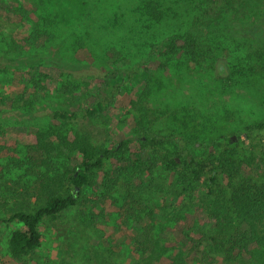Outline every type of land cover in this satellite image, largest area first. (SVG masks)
<instances>
[{
	"label": "rangeland",
	"instance_id": "1",
	"mask_svg": "<svg viewBox=\"0 0 264 264\" xmlns=\"http://www.w3.org/2000/svg\"><path fill=\"white\" fill-rule=\"evenodd\" d=\"M1 1L13 7L25 6L29 11L34 8L28 0ZM45 1L50 12L62 10L59 2L68 3ZM85 3L91 15L74 25L84 41L81 48L72 46L69 32L63 27L54 40L45 38L44 44L31 51L25 46L30 26H23L22 18L16 17L14 11L10 21L0 20V218L21 186L34 181L24 163L25 145L33 141L30 133L36 129L52 127L62 133H79L103 147L138 139L125 153L107 160L103 171L91 176L90 183L79 190L78 205L42 221L41 247L28 253L23 262L13 261L8 253L12 233L23 225L0 222V264H147L131 241L136 234L130 230L133 217L126 218L133 212L126 210L133 206L126 202L124 189L130 178L126 169L137 160L136 154L143 161L152 159L157 164L152 174L145 176L150 186L137 193L141 202L137 205L138 218L142 225L150 221L155 250L165 249L153 263L264 264L263 250L253 248L249 257L229 262L203 240L198 229L209 224L206 190L197 185L193 194L174 200L172 189L178 172L170 171L162 159L163 153L174 148L176 138L185 140L199 154L212 141L232 134L244 135L248 126L264 122V70L231 76L237 57L264 50V0H254L249 15L231 22L230 28L225 27L227 31L219 33L217 47L208 59L195 63L176 58L166 66L149 52L155 35L169 28L171 21L147 30L145 19L131 13L130 0ZM19 23L21 27L16 25ZM4 38L25 46L20 51L33 54L30 61H19L18 48H10ZM135 68L147 70L149 76L131 78ZM221 69L224 74L219 73ZM113 74L124 77L118 91L110 90L107 84ZM41 81L48 83L44 92L34 86ZM75 86L78 88L73 94L71 87ZM113 91L110 108L99 118L64 125L51 116L55 110L76 111L87 101L101 99ZM30 98L34 100L31 106L21 102ZM138 129L166 141L161 146L147 143ZM254 144L256 164L235 162L239 164V177L234 179L227 177L226 168L222 169L223 187L242 178L264 183V154L260 152L263 144L258 140L240 142L239 158L245 161ZM260 159L262 165L257 167ZM211 169L208 165L207 172Z\"/></svg>",
	"mask_w": 264,
	"mask_h": 264
},
{
	"label": "trees",
	"instance_id": "2",
	"mask_svg": "<svg viewBox=\"0 0 264 264\" xmlns=\"http://www.w3.org/2000/svg\"><path fill=\"white\" fill-rule=\"evenodd\" d=\"M28 1L34 6L32 11L25 6L13 7L0 0V20L10 21L14 11L16 17L22 18L23 26H30V35L25 39L28 49L35 52L37 46L46 41L45 38L54 40L56 33L63 27L69 32L72 46L81 48L84 45L83 38L74 25L76 22H83L84 16L91 15L87 13L85 0H67V5L59 2L58 6L62 9H59V12H50L45 0ZM253 1L130 0L131 13L145 19L147 30L171 21L169 28L155 35V41L150 44L149 54L157 57L162 66L168 65V62L176 58H187L195 63L208 59L214 53V47H217L219 33L227 31L225 27L230 28L231 22L249 15ZM42 11L44 14H40ZM16 25L21 27V23ZM4 41L7 45L18 48L19 61L21 58L30 61L33 54L20 51L24 50L25 46L17 45L11 38H4ZM5 59L3 57V60ZM260 70H264L262 49L237 57L231 76L255 74ZM223 72L222 69L219 70L220 74H224ZM132 74L131 78L134 79H145L149 76L147 70L138 68L132 70ZM123 78L121 74L110 75L107 82L109 89L115 88L118 91ZM41 83L42 81L35 82L34 86L44 92L48 83ZM71 88L74 94L78 87ZM114 93L115 91L92 102L87 101L76 111L55 110L51 116L64 125L94 120L110 108ZM33 101V98L21 100L28 106H31ZM137 133L142 134L143 140L153 145L161 146L166 141L147 130L138 129ZM30 134L33 141L25 145L24 165L34 181L21 186L14 194V201L8 202L9 206L0 218V222L7 225L13 222L23 225L12 233L8 242L10 258L19 263L26 260L28 253L41 247L43 237L39 226L42 221L45 218H55L78 205L79 190L90 183L91 176L97 171H103L107 160L125 153L138 139L133 137L111 147H103L85 135L75 132L62 133L52 127L36 129ZM254 140H258L264 147V122L248 126L244 135L232 134L212 141L199 154L195 153L185 140L179 138L174 139L172 150L162 154L165 166L170 171L178 172L172 189L174 200L180 201L189 193L193 194L197 185H202L206 190L209 224L200 226L198 232L209 246L222 253L229 262L236 261L239 257H249L254 253L253 248L264 251V183L257 184L251 179L242 178L238 183L228 182L227 187L220 184L221 176L225 175L222 169L226 168L227 177L234 179L239 177L237 167L240 162L251 166L256 164V144L251 146L252 152L245 161L239 158L240 142ZM260 152L264 154V149ZM135 156L137 160L126 169L130 174L124 189L127 194L126 202L133 203V206L126 208L127 211L133 210L126 218L129 220L133 217L130 230L136 233L131 238L134 247L142 252L147 264H155L153 262L160 258L159 253H165V249L159 252L155 250L157 244L151 240L153 227L150 221L142 225V219L138 218L137 205L141 202L137 199V193L141 194L150 186L145 176L147 174L149 177L157 164L152 159L143 161L140 154ZM260 160L261 164L256 165L257 167L262 165V159ZM151 162L153 163L149 164ZM208 165H211L212 169L207 172ZM206 174L209 176L202 181Z\"/></svg>",
	"mask_w": 264,
	"mask_h": 264
}]
</instances>
